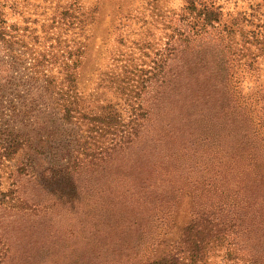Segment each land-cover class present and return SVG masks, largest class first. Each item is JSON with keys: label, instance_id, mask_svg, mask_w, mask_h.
Segmentation results:
<instances>
[{"label": "rangeland", "instance_id": "1", "mask_svg": "<svg viewBox=\"0 0 264 264\" xmlns=\"http://www.w3.org/2000/svg\"><path fill=\"white\" fill-rule=\"evenodd\" d=\"M0 25V131L24 140L0 215L26 231L0 216V264H264V0H0ZM201 210L226 234L196 255Z\"/></svg>", "mask_w": 264, "mask_h": 264}, {"label": "trees", "instance_id": "2", "mask_svg": "<svg viewBox=\"0 0 264 264\" xmlns=\"http://www.w3.org/2000/svg\"><path fill=\"white\" fill-rule=\"evenodd\" d=\"M209 14H213V16H217V13H215L214 11H212V12L208 11L207 13H205V19H206V21H208V23H209L208 25H213L214 21H213L212 17H208V19L206 18ZM0 27H1V25H0ZM1 34H2V36H4V33H1ZM67 56H68V58L72 59L73 52L68 51ZM76 58H73L71 65H75L77 63ZM223 62H224V60H223ZM66 65H67L68 73H69V75H71V72H70L71 67L69 66L68 63H66ZM162 66H164V64H162ZM218 70L219 71H217V72H220V71L222 72V69H218ZM69 78H70L72 83L75 81L72 76ZM61 105L63 106V110H64V116H65L64 119L67 120V122H71L72 117L74 115L72 114V109H71L70 105H68L66 102L65 103L62 102ZM130 123L131 122H129V124H127L125 126L126 129L124 128V130H123V137H126V136L128 137L131 134L132 131L130 132V130L133 129V126H130ZM4 133H5L6 138L2 137L4 142L2 144H0V164L2 163L4 158H12L24 146V140L21 138L19 133H15L14 131H10V132L4 131ZM4 133L2 131H0V138H1V135H3ZM173 148H174L173 151L171 153L169 152V155L171 157L175 154V152L177 153V151L179 149L177 146H173ZM96 158L102 159V157L98 158L95 156L94 159L97 160ZM231 159H233V158L231 157ZM234 162H236V161L234 160ZM17 173L23 174L24 173V167H19L17 169ZM233 174H234L233 169L229 168V174L228 175H226V176H220L219 175L220 176V182L224 183L225 180H227L229 183H232V184L238 183V180L232 179ZM254 180H256V182H263L264 181V174H261L260 172L257 173V176L254 178ZM241 181H242V178H241ZM208 185L212 186V187L214 185L217 186L216 183H213V184L210 183ZM217 189H219V188H217ZM11 191H13V189ZM236 194H238V191H236L234 195L236 196ZM20 198L21 197H19L18 200H21ZM153 198H155V197H152L151 199H153ZM26 200H27L26 197H22L21 203L24 204V202ZM124 202H125V200L121 201L120 206L124 207L125 209H128V204H125ZM101 211H102V215H103L104 211L103 210H101ZM110 211L115 212L116 211L115 207L111 206ZM27 214H29V213H27ZM214 214L215 213L211 210H209V211L201 210V213H198L192 219V221L185 226L182 240L185 243L188 242V245L191 247L193 254L197 255L200 253V251L202 250V248L205 245L204 241L208 236L213 235L214 237L218 238L220 236L224 237V234H226V229H221L217 225H216L217 229H215L216 230L215 232H221V234L220 233L219 234L213 233V227L210 225V222L215 221V219H214L215 215ZM0 216L6 219V222L9 226L10 230H13L14 232H16V234H17L16 238L20 237L19 232H21V233L26 232L23 229H21V230L19 229V226L22 224L21 219L19 218L21 216L18 215V212L15 209L11 208V210H10V212H8V214L5 213V215H0ZM30 219L33 220L31 214H29V216L23 217V220H30ZM128 220L136 222V219H134V218L133 219L128 218ZM36 223H40V222L36 220L35 225H36ZM135 224L136 223H132L131 225H135ZM120 226H123V224H120ZM21 238H22V236H21ZM23 241H24V239H23ZM5 246L6 245L3 243L2 232L0 230V257H1V252L4 255L3 249L5 248ZM6 249L8 250L7 246H6ZM0 263H2V258H0ZM147 264H182V263H181V261H179L178 258H174V257H172V255L168 254V255H164L158 259L148 260Z\"/></svg>", "mask_w": 264, "mask_h": 264}]
</instances>
